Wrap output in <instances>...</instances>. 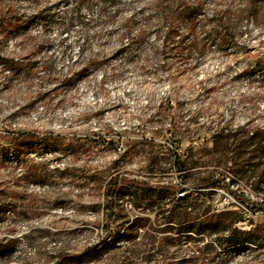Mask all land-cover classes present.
I'll use <instances>...</instances> for the list:
<instances>
[{"label":"rangeland","instance_id":"374dc122","mask_svg":"<svg viewBox=\"0 0 264 264\" xmlns=\"http://www.w3.org/2000/svg\"><path fill=\"white\" fill-rule=\"evenodd\" d=\"M0 264H264V0H0Z\"/></svg>","mask_w":264,"mask_h":264},{"label":"trees","instance_id":"16d2710c","mask_svg":"<svg viewBox=\"0 0 264 264\" xmlns=\"http://www.w3.org/2000/svg\"><path fill=\"white\" fill-rule=\"evenodd\" d=\"M219 179L216 178H211V179H204L202 181H200V184H213L216 181H218ZM121 182L123 184H134L140 187H154V188H158V189H165V190H174L176 187L172 186V185H166V184H157V185H152L146 181H139V180H135V179H127V178H121L118 179L117 176H113L110 180V186H109V195H110V200L112 199V194H113V190L115 188V186L117 185L118 182ZM222 182L223 186H227L225 181L220 180ZM199 184V185H200ZM181 191L185 190L184 188H179ZM235 198L241 200V197L235 193L234 191H230ZM107 216H109V214H107Z\"/></svg>","mask_w":264,"mask_h":264}]
</instances>
